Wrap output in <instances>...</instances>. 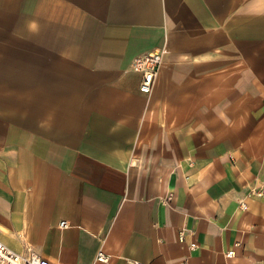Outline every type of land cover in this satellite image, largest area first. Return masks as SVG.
Returning <instances> with one entry per match:
<instances>
[{
	"label": "crops",
	"instance_id": "obj_1",
	"mask_svg": "<svg viewBox=\"0 0 264 264\" xmlns=\"http://www.w3.org/2000/svg\"><path fill=\"white\" fill-rule=\"evenodd\" d=\"M162 48L142 93L131 61ZM0 240L264 264V0H0Z\"/></svg>",
	"mask_w": 264,
	"mask_h": 264
},
{
	"label": "built area",
	"instance_id": "obj_2",
	"mask_svg": "<svg viewBox=\"0 0 264 264\" xmlns=\"http://www.w3.org/2000/svg\"><path fill=\"white\" fill-rule=\"evenodd\" d=\"M165 49H159L152 52H143L136 55L130 64V69L141 75V81L139 89L142 93H149L152 89L154 79L159 71L160 65L162 63L163 55ZM251 194L261 197L263 192L261 190H252ZM239 208L245 210L247 205L244 201L239 202ZM61 227H65V221L60 223ZM238 244V243H237ZM190 247L194 248L195 244L191 243ZM233 255V250H229L225 253L226 257H231ZM96 260L107 263L109 257L102 251H99L96 255ZM0 264H52L47 259L40 257L36 252L30 251L28 254H21L13 251L7 247L0 240ZM142 264V263H135Z\"/></svg>",
	"mask_w": 264,
	"mask_h": 264
}]
</instances>
